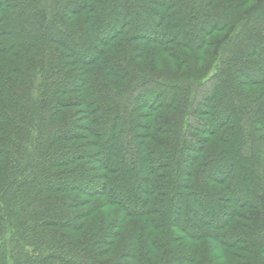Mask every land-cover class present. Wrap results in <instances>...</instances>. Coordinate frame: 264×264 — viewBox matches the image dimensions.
I'll list each match as a JSON object with an SVG mask.
<instances>
[{
	"label": "trees",
	"instance_id": "trees-1",
	"mask_svg": "<svg viewBox=\"0 0 264 264\" xmlns=\"http://www.w3.org/2000/svg\"><path fill=\"white\" fill-rule=\"evenodd\" d=\"M0 264H264V0H0Z\"/></svg>",
	"mask_w": 264,
	"mask_h": 264
},
{
	"label": "rangeland",
	"instance_id": "rangeland-1",
	"mask_svg": "<svg viewBox=\"0 0 264 264\" xmlns=\"http://www.w3.org/2000/svg\"><path fill=\"white\" fill-rule=\"evenodd\" d=\"M8 6H9V5H5L4 8H3V10H2V14H3L4 17H7V16H8V12H7V7H8ZM2 24H4V22H3ZM131 26H132V25H130V28H129V29H131ZM131 30H132V29H131ZM161 35H162V36H164V35H165V36H168V34H167V32H166L165 30H162V31H161ZM208 49H209V46H208V45L204 46L203 49H202V55H201V58L203 59V61L209 59L208 54H207ZM146 62H147V63H151V64H153V62H151V58L146 59ZM196 64H197L198 66H202V65H203V62H199V63H196ZM180 66H181V67H180L179 69H181L182 71L186 69V67H185L184 65H180ZM161 70H163V68L160 67V66H158L157 68H155V71H161ZM251 89H253V88H251ZM155 132H156V131H155ZM232 176H233V175H232ZM158 178H159V177H158Z\"/></svg>",
	"mask_w": 264,
	"mask_h": 264
}]
</instances>
